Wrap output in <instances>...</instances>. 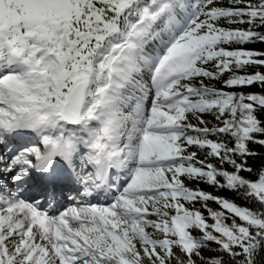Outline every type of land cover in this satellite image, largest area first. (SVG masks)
<instances>
[{"label": "snow or ice", "instance_id": "6c2138e0", "mask_svg": "<svg viewBox=\"0 0 264 264\" xmlns=\"http://www.w3.org/2000/svg\"><path fill=\"white\" fill-rule=\"evenodd\" d=\"M0 264H264V0H0Z\"/></svg>", "mask_w": 264, "mask_h": 264}, {"label": "trees", "instance_id": "16d2710c", "mask_svg": "<svg viewBox=\"0 0 264 264\" xmlns=\"http://www.w3.org/2000/svg\"><path fill=\"white\" fill-rule=\"evenodd\" d=\"M258 47V46H257Z\"/></svg>", "mask_w": 264, "mask_h": 264}]
</instances>
